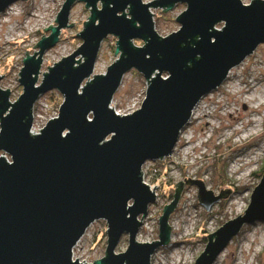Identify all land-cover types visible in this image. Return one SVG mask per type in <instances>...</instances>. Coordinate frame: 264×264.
<instances>
[{
  "label": "water",
  "instance_id": "95a60500",
  "mask_svg": "<svg viewBox=\"0 0 264 264\" xmlns=\"http://www.w3.org/2000/svg\"><path fill=\"white\" fill-rule=\"evenodd\" d=\"M14 1L0 0V14ZM74 1L64 0L56 25L42 28L50 33L33 45L38 50H25L17 99L10 101L9 89L0 88V264H89L73 260L72 248L97 219L105 220L107 239L104 256L93 264H150L155 249L169 241L168 217L182 181L163 206L157 240L139 242L142 218L156 198L141 166L168 156L200 98L264 43V0H80L90 13L76 33L81 44L47 65L36 85L43 52L74 23L67 25ZM178 2L185 4L175 17L179 28L159 35L149 8L165 11ZM108 35L116 38L118 57L90 78ZM130 69L147 87L138 108L117 114L109 104ZM52 89L62 96L57 115L33 133V104ZM183 179L196 185L206 211L231 191L219 186L213 194L200 179ZM256 220H264V172L243 214L207 234L193 264H212L241 226ZM122 234L127 246L116 253Z\"/></svg>",
  "mask_w": 264,
  "mask_h": 264
},
{
  "label": "rangeland",
  "instance_id": "374dc122",
  "mask_svg": "<svg viewBox=\"0 0 264 264\" xmlns=\"http://www.w3.org/2000/svg\"><path fill=\"white\" fill-rule=\"evenodd\" d=\"M241 1L245 4L250 2ZM63 2L16 0L0 14V88L9 89L10 101L17 99L22 92L17 78L25 50L29 55L38 50L33 45L42 35L50 33L48 28H42L49 24L56 25L54 19ZM100 6L97 2V7ZM160 9L150 7L149 11L152 13L154 29L159 35L165 36L179 28L175 17L185 9V4L178 2L169 10ZM89 14L84 2L75 0L72 3L67 25L74 23L61 28L57 42L43 52L36 85L42 79V72L47 71V65L52 66L81 44L76 33L82 30V22L87 20ZM222 24L219 22L215 27L221 28ZM115 40L114 36L108 35L100 42L90 78L93 74L104 73L107 66L118 57V53L114 55ZM133 43L139 46L143 44L138 39H134ZM146 87L142 74L135 69L128 70L113 94L109 107L117 114L132 112L139 107ZM263 90L264 43H261L230 69L218 87L200 98L192 109L195 114H191L179 133L173 154L151 162L146 170V182L151 189L156 186L153 188L156 198L148 205L146 215L142 218L137 241L157 240L158 218L163 206L173 200L177 181H182V187L168 217L170 245L157 247L150 257V264H193L204 249L206 235L227 220L243 214L251 191L264 172ZM242 100H246L247 105ZM61 102L62 96L56 89L38 96L32 108L33 133H37L48 119L57 115ZM254 119L257 120L254 131L247 136V133L234 136L237 131L250 130ZM5 156L8 158V155ZM184 177L200 179L213 194L219 193V186L228 187L231 191L206 211L197 201L196 185L185 183ZM105 230L106 222L103 219L90 223L73 246L72 259L93 264V259L103 257L107 239ZM126 246L127 235L122 234L114 251L122 252ZM238 257L246 264H264V220L243 224L212 264H233Z\"/></svg>",
  "mask_w": 264,
  "mask_h": 264
},
{
  "label": "bare ground",
  "instance_id": "6f19581e",
  "mask_svg": "<svg viewBox=\"0 0 264 264\" xmlns=\"http://www.w3.org/2000/svg\"><path fill=\"white\" fill-rule=\"evenodd\" d=\"M244 83V82H243ZM264 91V90H263ZM251 98V97H250ZM242 102H243V104L244 105H247V102H246V100H242ZM192 115L193 114H195L194 113V111L191 113ZM203 116L205 117V114H203ZM195 118H197V116H195ZM256 119H254L253 120V123H251L253 126H252V128L250 129V130H243V131H237L236 132V134L234 135L235 137H236V135L238 134V133H240L241 134V136H244L245 135V133H247L245 136H247L249 133H251V131H254V129H255V123H256ZM230 128H232V127H230ZM233 129V128H232ZM231 129V130H232ZM229 135V134H228ZM227 135V136H228ZM244 139H245V137H244ZM239 208H240V206H239ZM139 232H140V230H138ZM251 239V238H250ZM250 239L247 241V246H248V244H249V242H250ZM166 245L167 246H169L170 245V242L168 241V243H166ZM222 254V253H221ZM233 264H246V262H244L243 260H240V257H238L237 258V260H235V262L233 263Z\"/></svg>",
  "mask_w": 264,
  "mask_h": 264
},
{
  "label": "built area",
  "instance_id": "2783aa9c",
  "mask_svg": "<svg viewBox=\"0 0 264 264\" xmlns=\"http://www.w3.org/2000/svg\"><path fill=\"white\" fill-rule=\"evenodd\" d=\"M174 150H175V145H174V147L172 148V151H171V155L173 154V152H174ZM170 154L168 155V157L170 156ZM165 158V157H164ZM164 158H162V159H158V160H163ZM7 160H9V158H7ZM151 162L152 161H145L144 163H143V165L141 166V176H142V180L145 182V183H147L146 182V170L149 168V166H150V164H151ZM148 181V180H147ZM148 184V183H147ZM150 187V186H149ZM151 189V188H150ZM142 223V222H141ZM141 227V226H140ZM140 227H139V229H140ZM138 229V230H139Z\"/></svg>",
  "mask_w": 264,
  "mask_h": 264
}]
</instances>
